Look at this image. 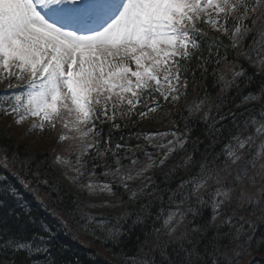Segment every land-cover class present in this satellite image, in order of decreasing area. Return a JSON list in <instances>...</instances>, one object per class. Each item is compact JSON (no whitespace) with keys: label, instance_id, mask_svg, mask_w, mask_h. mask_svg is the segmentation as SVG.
Instances as JSON below:
<instances>
[{"label":"snow or ice","instance_id":"1","mask_svg":"<svg viewBox=\"0 0 264 264\" xmlns=\"http://www.w3.org/2000/svg\"><path fill=\"white\" fill-rule=\"evenodd\" d=\"M229 49L235 52L232 60ZM241 57L257 71L247 74L239 63ZM209 73L223 82L222 91L239 92L242 85L250 87L260 77L256 90L242 98V104L256 102L259 119L250 114L241 121L244 113L233 111L221 115L220 120L230 118L232 124L223 152L209 153L213 140L200 153L202 160L188 154L163 173L167 178L178 167L198 168L168 190V203L175 209L163 219V228L153 227L143 232L142 240L136 238V256L128 257L121 250L125 264H239L248 252L252 235L245 225L254 231L248 217L259 212L258 219L264 220V0H0V84L4 86L0 116L12 117L21 126L30 122L29 133H56L54 143L63 151L55 162L65 179L90 198L102 197L97 203L77 196L71 202L75 207L68 208L69 216L82 232L103 244L119 246L126 233L103 213L96 216L85 209L122 208L125 192L132 203L154 195L155 189L149 191L152 176L147 174L164 168L174 153L187 152L186 144L203 143L192 138L187 117L179 132L134 134L155 153L140 143L133 148L127 142H114V132L130 123L157 118L163 122L181 101L189 117L207 109L203 114L207 121L213 107L219 112L223 101L210 106L207 95L191 107L186 101L190 84L195 87L197 76L203 79ZM178 114L182 115L179 108ZM215 123L213 118L208 125L209 137L225 129ZM119 140L125 141L124 135ZM137 150H142L143 161ZM0 167H30V161L0 147ZM39 167L37 163L33 178L48 184L40 179ZM97 168H103L100 175L108 182H100ZM12 174L19 178V173ZM137 180L143 183L133 187ZM21 183L28 186L23 179ZM0 191L18 196L11 184ZM202 191H209L211 220L195 228L189 221L181 228L189 214H201L193 204L207 206ZM148 207L141 206L134 224L143 222L146 216L141 213ZM128 215L124 210L116 219ZM62 223L67 228V221ZM224 227L229 230L222 232ZM39 239L43 243L34 246L33 241L9 238L0 244V255L11 250L13 256L24 252L30 259L48 253L45 237ZM170 246H174L171 252ZM0 264H16V260H0Z\"/></svg>","mask_w":264,"mask_h":264},{"label":"trees","instance_id":"2","mask_svg":"<svg viewBox=\"0 0 264 264\" xmlns=\"http://www.w3.org/2000/svg\"><path fill=\"white\" fill-rule=\"evenodd\" d=\"M250 38L244 43L247 45L250 43ZM225 43L228 41L225 39ZM229 60L235 57V52L229 49ZM241 63L247 70V74L251 75L257 70L250 67L248 62L243 58H239ZM223 66V65H221ZM260 77L254 78V83L250 87L241 86V90L238 92L236 89L222 91L223 82L218 80V77H214L211 73L207 74L203 79L197 76V85L193 87L190 84L189 92L187 96V105L191 107L195 101L203 98L207 95L210 98L211 105L214 106L221 101L220 110L217 112L213 107L212 112L209 115L208 120L203 119L204 109L200 113L194 114L192 117L188 116V110L186 107H182L185 101H181V106H178L182 115L178 114V108H172L173 115L165 119L163 122L157 118L153 122L149 123L145 121L143 124L135 123L129 124L127 128L122 131L117 130L113 134L114 142L125 143L127 142L133 148L137 143L147 145L148 151L155 153V149L148 144L143 138L136 140L135 133H152L156 131H182L185 124V118H188V125L193 129L192 138L199 137V140L203 143H197L193 146L191 143L186 144L185 148L187 152L178 151L170 158L169 163L162 169H156L153 172H149L147 175L152 176L153 185L149 191L156 190L154 195H145L141 197L137 202L132 203L128 200V193H123L124 204L122 208L110 209H98L90 208L85 209L90 211L93 215L99 216L103 213L110 221L111 224H115L121 227L122 231L126 233L121 238L119 246H113L111 243L103 244L96 240L91 234H85L76 225L75 221L69 216L68 208L75 207L71 202L76 200L77 196L81 200H95L99 203L102 197H88L86 193L76 189L71 183L65 179L63 175V169H61L55 162V156L63 151L62 147L56 145L54 141L47 143L46 138L51 137L54 139L55 132H44L41 140H35L31 142L25 135H21L17 130L16 124L13 122L12 117L0 116V147H6L9 155L12 152L18 154L20 160H29L30 167H16L10 169H4L0 167V189L5 188L8 184H11L17 191L18 196L12 195L10 192L5 194L0 191V244L9 238H15L22 241H33L34 246L40 245L43 242L39 239L45 237V242L49 247L48 253H37L31 256L30 259H26L24 252L17 253L13 256L11 250L7 255H0V260H16V264H49L51 260L52 264H125L123 256H121V250L128 257L136 256L138 254V246L136 238L139 236L143 239V232L150 231L153 227L163 228V219L169 214L170 211L175 209V205L168 203V195H170L169 189H175L176 185L181 180L188 179L194 172L198 171V168H177V170L167 178L164 176L172 164L179 165L182 163V157L192 154L196 161L202 160L204 157L200 154L204 152V149L212 143L213 140L216 143L210 147L209 153L220 154L223 152L225 145L229 142L228 129L232 128L231 120H220L221 115L228 116L229 111L236 113H244L240 116L242 121L250 114L255 115L259 119V108L256 102L249 104H242L243 96L247 95L249 91H255ZM236 105H241L239 108ZM250 110V111H246ZM215 118V127L225 125V129L221 135L211 136L207 135L208 125L213 122ZM170 120H175L176 124L170 123ZM235 131V129H233ZM108 133V127L104 126L103 136ZM124 135L125 141H120L119 136ZM129 137H131L129 139ZM166 142V139H165ZM198 151L194 152L193 148ZM103 149V145H101ZM142 150H137V155L140 160L143 161L145 157L141 154ZM67 155V153H65ZM225 157H222L224 159ZM107 159L111 161V156ZM39 163L40 179H47L48 184L38 183L33 178L32 173L37 171L36 164ZM222 166V162H221ZM88 167H91L89 164ZM103 168H97V178L100 182H105V178L100 175ZM19 173V178L12 173ZM6 177V179L4 178ZM23 179L27 183V187L21 183ZM108 182V181H107ZM143 183L142 180H137L133 184V187ZM56 188V191H53ZM123 191L122 189L120 190ZM211 191V187L209 188ZM209 191H202L200 195L208 199L207 206L199 207L196 204L192 206L198 207L200 215L193 216L188 215V218L183 222L181 228L189 224L191 221V227L195 228L203 223L210 221L212 217L211 200L209 199ZM156 196H163V200L156 199ZM114 199V198H113ZM195 197L193 198V200ZM148 204L149 207L145 212L141 213L142 216H146L142 223H133L136 220V214L140 212L141 206ZM84 208V205H80ZM124 210H127L131 215H128L125 219L117 221L116 217L121 215ZM227 215V214H225ZM261 214L257 212L255 216L249 215L248 219L252 222V228L249 229V225H245V230L252 235L250 247L248 252L243 255L239 264H264V220L258 219ZM157 216L160 219H157ZM223 216L221 217V219ZM67 221V228L62 221ZM219 223V220L217 221ZM238 226V225H237ZM227 227L221 229L222 232L228 231ZM211 234V233H210ZM164 239H167L166 237ZM207 240L201 241V247ZM171 247L169 252H171ZM187 247V245H186ZM111 249V251H109ZM116 254V257L113 256ZM143 255V253H140ZM157 260L160 259L159 254L156 253Z\"/></svg>","mask_w":264,"mask_h":264},{"label":"rangeland","instance_id":"3","mask_svg":"<svg viewBox=\"0 0 264 264\" xmlns=\"http://www.w3.org/2000/svg\"><path fill=\"white\" fill-rule=\"evenodd\" d=\"M16 126H17V130L19 131V133L21 135L27 136L31 142L35 141L36 139L39 141V140H41L43 138L42 137V132H40V131H35V132H32V133L28 132V129L30 127V122H28V123H26V124H24L22 126L21 125H16ZM53 141H54V139L51 138V137L46 138V142L47 143H52Z\"/></svg>","mask_w":264,"mask_h":264}]
</instances>
